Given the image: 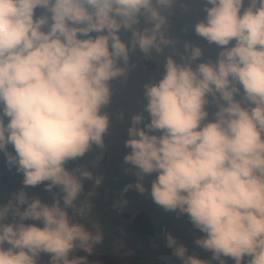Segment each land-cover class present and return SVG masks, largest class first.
Masks as SVG:
<instances>
[{
	"label": "clouds",
	"instance_id": "clouds-1",
	"mask_svg": "<svg viewBox=\"0 0 264 264\" xmlns=\"http://www.w3.org/2000/svg\"><path fill=\"white\" fill-rule=\"evenodd\" d=\"M177 4L0 0V154L22 176L0 205V264H42V254L47 264H89L76 253L91 255L104 235L82 222L95 196L84 182L99 188L103 177L66 165L105 148L112 82L126 81L137 50L164 65L142 88L148 122L130 116L123 162L137 179L122 191L144 194L142 181L155 174L153 203L186 215L202 234L194 244L211 253L188 255L167 234L181 264H264V0H203L193 31L218 52L195 66L202 49L186 41L181 52L168 34ZM41 184L49 201L24 191Z\"/></svg>",
	"mask_w": 264,
	"mask_h": 264
},
{
	"label": "rangeland",
	"instance_id": "rangeland-1",
	"mask_svg": "<svg viewBox=\"0 0 264 264\" xmlns=\"http://www.w3.org/2000/svg\"><path fill=\"white\" fill-rule=\"evenodd\" d=\"M203 7V0H182V4H177L169 17L168 34L178 40L177 47L181 49V52L182 45L186 41L200 47L203 51L201 60L195 61L193 66L202 61H215L218 52L215 45L208 44L193 31V25L204 17ZM170 51L166 50L164 55L169 54ZM131 63L134 67L130 69L126 81L112 82L113 104L104 109L111 113V127L109 134L104 138L105 148L108 150L102 151L94 147L85 157L70 161L66 165L69 170L76 166H84L92 170L94 175L103 177L99 188H93L91 181L84 182L85 192L94 191L95 196L91 201L93 205L91 213L82 222L92 230L98 227L103 232L104 239L95 247L91 255L84 252H77L76 255L86 256L89 264H139L140 262L142 264H181L180 260L172 255L171 249L166 250V235L171 234L180 238L178 243L187 248L188 255L210 260L211 253L194 244V241L202 234L192 228L188 217L177 212H166L153 203L148 190L155 174L145 176L142 181L146 189L144 194L138 193L135 188L127 192L122 191L127 185L135 184L137 179L130 170L131 166L123 162L124 155L130 151L124 147V142L128 139L127 128L130 125V116L136 113L142 114L143 85L155 82L161 76V72L152 62L151 64L136 52L131 57ZM213 111H215L214 107H210L209 118ZM118 113L125 115L122 122L117 118ZM8 150L12 151L11 146H8ZM98 152H102L103 156V160L99 163L95 160ZM21 181L22 176L17 174L14 168L9 171L3 154H0V205L7 203L11 194L22 188ZM24 191L30 197H38L41 201L51 199V194L45 191L43 184L35 188H25ZM53 191L55 192L56 189ZM122 199L127 203L120 211H117L113 205ZM109 209H112L111 213ZM157 215L161 216V224L157 221ZM112 219L117 220L120 226L108 230ZM117 231H119L118 234L115 233ZM154 238L156 242L150 241ZM225 259L226 264H233L231 259ZM47 260L48 257L42 254V264H47ZM212 264L217 262L213 261Z\"/></svg>",
	"mask_w": 264,
	"mask_h": 264
},
{
	"label": "water",
	"instance_id": "water-1",
	"mask_svg": "<svg viewBox=\"0 0 264 264\" xmlns=\"http://www.w3.org/2000/svg\"><path fill=\"white\" fill-rule=\"evenodd\" d=\"M121 38L125 41H127L130 38V33H126L121 31L120 33ZM137 54L141 55L142 57L143 54L140 53L138 50L136 51ZM150 62H152L157 68L163 70V65H164V59L163 57L160 56H156L155 54H153L152 59L149 60ZM146 103V101L142 98V102H141V111H142V115L145 117L144 122L147 123L148 122V114L144 111V104ZM155 134H159V133H155Z\"/></svg>",
	"mask_w": 264,
	"mask_h": 264
},
{
	"label": "trees",
	"instance_id": "trees-1",
	"mask_svg": "<svg viewBox=\"0 0 264 264\" xmlns=\"http://www.w3.org/2000/svg\"><path fill=\"white\" fill-rule=\"evenodd\" d=\"M38 11V13H39V10H37ZM149 61V60H148ZM150 62V61H149ZM151 63V62H150ZM152 64V63H151ZM155 66V65H154ZM156 67V66H155ZM157 68V67H156ZM160 72H161V74H162V72H163V70H161V69H159V68H157ZM5 122H7V121H5ZM9 146H11V145H9ZM108 149L107 148H104L102 151H107ZM109 212L111 213L112 212V209H109ZM156 218H158L157 219V221L158 222H160V224L162 223V221H161V216H156ZM109 229L108 230H111V229H113L114 227H117V228H119V224L117 223V220H115V219H112L111 220V222L109 223ZM191 226H192V228L196 231V232H199L198 230H196L194 227H193V225L191 224ZM118 232L119 231H117V232H115L116 234H118ZM176 240H177V242L180 240V238H176L175 236H173ZM150 240V239H149ZM150 241H152V242H156V238H154V239H151ZM167 249H169L168 247H166V250ZM139 264H142V262H140Z\"/></svg>",
	"mask_w": 264,
	"mask_h": 264
}]
</instances>
